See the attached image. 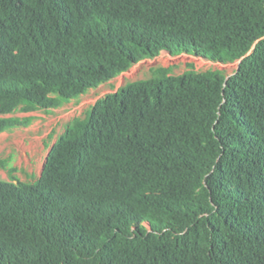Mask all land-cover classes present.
Wrapping results in <instances>:
<instances>
[{"label": "trees", "instance_id": "trees-1", "mask_svg": "<svg viewBox=\"0 0 264 264\" xmlns=\"http://www.w3.org/2000/svg\"><path fill=\"white\" fill-rule=\"evenodd\" d=\"M0 180V264H264V0H0V134L163 52ZM0 167H18L1 158Z\"/></svg>", "mask_w": 264, "mask_h": 264}, {"label": "rangeland", "instance_id": "rangeland-1", "mask_svg": "<svg viewBox=\"0 0 264 264\" xmlns=\"http://www.w3.org/2000/svg\"><path fill=\"white\" fill-rule=\"evenodd\" d=\"M189 63H194L199 71L219 69L231 76L239 68L240 60L223 63L190 54L173 56L163 52L156 58L140 61L124 74L89 90L78 100L65 103L50 113L41 110L30 113L18 111L14 115L35 116V119L27 127L0 134V159H10V164L18 167L16 172L0 167V180L36 182L43 172L53 145L75 117H84L99 99L118 91L128 82L151 77L153 67L168 66L171 67L172 74L179 75L189 69Z\"/></svg>", "mask_w": 264, "mask_h": 264}, {"label": "water", "instance_id": "water-1", "mask_svg": "<svg viewBox=\"0 0 264 264\" xmlns=\"http://www.w3.org/2000/svg\"><path fill=\"white\" fill-rule=\"evenodd\" d=\"M243 60V58L242 59H240V62Z\"/></svg>", "mask_w": 264, "mask_h": 264}, {"label": "clouds", "instance_id": "clouds-1", "mask_svg": "<svg viewBox=\"0 0 264 264\" xmlns=\"http://www.w3.org/2000/svg\"><path fill=\"white\" fill-rule=\"evenodd\" d=\"M167 52V51H166ZM169 53V52H168ZM170 54V53H169Z\"/></svg>", "mask_w": 264, "mask_h": 264}, {"label": "crops", "instance_id": "crops-1", "mask_svg": "<svg viewBox=\"0 0 264 264\" xmlns=\"http://www.w3.org/2000/svg\"><path fill=\"white\" fill-rule=\"evenodd\" d=\"M166 52V51H165Z\"/></svg>", "mask_w": 264, "mask_h": 264}]
</instances>
